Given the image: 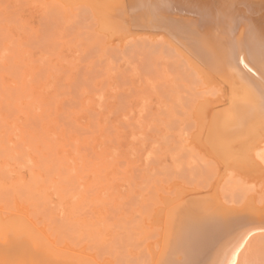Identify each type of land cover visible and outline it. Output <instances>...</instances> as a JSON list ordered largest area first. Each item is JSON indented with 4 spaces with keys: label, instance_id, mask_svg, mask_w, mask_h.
<instances>
[{
    "label": "rangeland",
    "instance_id": "obj_1",
    "mask_svg": "<svg viewBox=\"0 0 264 264\" xmlns=\"http://www.w3.org/2000/svg\"><path fill=\"white\" fill-rule=\"evenodd\" d=\"M99 1L0 0V177L7 174L6 182L0 178V210L21 207L57 244L87 246L100 260L149 264V246H156L159 230L139 215L123 225L119 214L118 227L112 228L116 238L84 235L88 228L78 220L92 218L94 184L100 179L120 197L134 190L137 205L139 185L150 177L145 184L155 183V188L149 212L159 195H173L177 186L206 191L217 184L228 200L251 197L262 205L264 177L256 181L224 175L217 161L187 145L195 130L192 107L203 97L220 94L161 33L123 38L118 30L108 32L93 5ZM44 181L61 189V195L53 188L45 196L32 189ZM80 197L88 205L86 212L69 210Z\"/></svg>",
    "mask_w": 264,
    "mask_h": 264
},
{
    "label": "bare ground",
    "instance_id": "obj_2",
    "mask_svg": "<svg viewBox=\"0 0 264 264\" xmlns=\"http://www.w3.org/2000/svg\"><path fill=\"white\" fill-rule=\"evenodd\" d=\"M93 5L99 9L101 25L108 32L118 30L117 33L123 38L138 32H148L151 36L161 33L169 39V43L177 47L175 50L205 80L207 86H212L220 94L214 99L203 97L192 107L195 130L186 139L187 145L191 143V146L194 145L206 156L217 161L224 170V175L256 181L262 179L264 0H101ZM149 154L145 155L150 158ZM129 156L132 160H138ZM125 157L121 160H125ZM103 167L106 168V165ZM7 169L8 167L4 169L5 173ZM95 170L97 169L94 168L93 171ZM2 172L3 170L1 174ZM6 175L4 179H7ZM129 179L127 183L130 182ZM100 180L94 184L96 196L94 195L95 199L91 204L92 218L80 216L78 220L80 226L88 228L84 235L93 239L116 238L112 228L118 227L115 225L117 216L121 215L119 221L122 220L125 225L133 223L139 215L142 222L159 230L156 246H149V264H264V202L258 205L251 197L239 202L228 200L216 190L217 184L210 186L212 189L209 191L207 190L210 187L202 191L205 188L200 190L196 186H177L173 195H159L149 212H146V207L152 201L149 195L152 197L155 183L145 184L143 181L144 183L138 184L136 205L131 197L134 190L127 191L128 193L125 191L127 196H121V199L120 194L115 193L114 187H109L110 185ZM104 180L106 183L107 180ZM1 182L3 181H0V185ZM22 183L19 184L21 187L29 189L22 186L25 182ZM44 183H31L36 187L30 189L45 196L53 188L61 195L60 188L57 190L54 185ZM132 188L135 189L132 186L129 189ZM84 202L83 197L78 198L72 202V209L69 210H83L88 206ZM58 205L62 206V203ZM10 210L13 211L4 213L5 211L0 210V264H112L108 258L100 260L96 255L98 253L88 251L87 246L57 244V239H51L52 233L48 234L40 227L42 225L39 226V222L36 223L25 209L17 206Z\"/></svg>",
    "mask_w": 264,
    "mask_h": 264
}]
</instances>
